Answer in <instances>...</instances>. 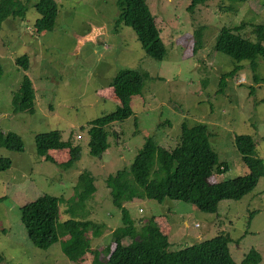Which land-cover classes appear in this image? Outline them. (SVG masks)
Returning a JSON list of instances; mask_svg holds the SVG:
<instances>
[{
	"label": "rangeland",
	"instance_id": "rangeland-1",
	"mask_svg": "<svg viewBox=\"0 0 264 264\" xmlns=\"http://www.w3.org/2000/svg\"><path fill=\"white\" fill-rule=\"evenodd\" d=\"M35 1H28L24 17L6 19L0 29V134L15 132L24 143L19 151L0 147V159L9 163L0 164V264H93L92 252L74 262L61 242L48 249L32 243L19 209L43 194L61 198L59 223L90 211L87 219L105 224L102 235L91 241L96 259L103 258L104 247L112 245V231L123 225L106 176L130 167L148 138L166 149L175 147L182 123L206 124L220 163H228L227 171L213 174V180L249 171L236 146L237 134L252 135L264 160V58L254 70L249 60L235 61L216 49L225 26L244 24L241 32L253 37L255 25L264 23V0H205L194 10L192 0H146L165 47L162 60L145 53L132 26L116 21L118 0H56L55 27L43 32L35 27L40 16ZM95 27L96 37L86 39ZM197 29L202 45L195 52ZM22 55L29 57L28 70L17 63ZM122 68L141 72L143 87L132 96L134 114L105 126L109 146L93 155L89 122L118 108L111 82ZM234 68L238 72L223 80ZM26 75L36 90L34 113L16 110L13 102ZM53 130L80 147L70 167L62 165L70 158L68 149L38 153L36 135ZM83 170L93 175L96 190L72 216L70 198ZM125 206L138 228L155 225L169 250L228 233L239 264L252 251L260 254L248 264H264V176L244 197L221 201L216 213L167 197L134 199Z\"/></svg>",
	"mask_w": 264,
	"mask_h": 264
},
{
	"label": "trees",
	"instance_id": "trees-1",
	"mask_svg": "<svg viewBox=\"0 0 264 264\" xmlns=\"http://www.w3.org/2000/svg\"><path fill=\"white\" fill-rule=\"evenodd\" d=\"M29 0H0V29L8 18L24 17L28 11ZM205 0H192L190 9L203 4ZM243 1V0H241ZM120 13L118 23L132 26L136 31L143 50L150 57L162 60L165 47L160 39L159 30L146 4V0H118ZM35 9L40 16L35 21L38 32L52 30L59 13L56 0H36ZM242 25L223 27L216 49L235 61L249 60L254 70L257 60L264 58V23L256 24L253 37L241 32ZM197 42L194 51L202 45L200 29L196 32ZM19 66L28 70L29 57H17ZM238 72L234 68L223 75V80ZM3 67L0 62V80ZM113 92L120 104L115 111L96 118L89 123V147L93 155L100 154L109 144L105 126L115 121H123L134 114L132 96L141 93L143 75L133 68H122L115 73L111 82ZM36 90L31 78L26 75L19 89L13 93L16 110L35 112ZM236 146L249 171L244 175L229 179L213 180L215 173H224L228 163H220L218 153L209 141L207 125L197 123L189 126L181 124L179 142L175 147L166 149L148 138L130 167L116 170L105 178L111 200L122 211L123 225L111 233V244L104 247V256L96 259L91 247L92 238L100 237L104 223H97L82 215L59 223L61 198L43 194L19 209L21 223L25 225L32 243L42 249H48L57 242L65 255L74 262H81L85 254H95L93 264H239L231 254L228 233H220L213 238L180 248L169 250V242L154 225L146 223L138 228L130 216L126 202L140 198L162 200L167 197L192 203L204 212L218 211L219 203L226 199H240L252 192L260 178L264 176V160L256 153V141L252 135L237 134ZM0 147L19 151L24 143L15 132L0 134ZM36 148L41 155L51 149H68L70 158L62 165L70 167L80 156V147L71 140H63L59 130L36 135ZM0 159L1 166H7L8 160ZM96 190L94 177L83 170L78 174L75 193L71 197L69 211L73 216L74 208L81 207ZM85 208V206H84ZM260 254L252 251L242 264L254 262ZM4 257L0 251V263Z\"/></svg>",
	"mask_w": 264,
	"mask_h": 264
},
{
	"label": "water",
	"instance_id": "water-1",
	"mask_svg": "<svg viewBox=\"0 0 264 264\" xmlns=\"http://www.w3.org/2000/svg\"><path fill=\"white\" fill-rule=\"evenodd\" d=\"M95 30H96V32H95ZM97 30H99V28H98V27H95V28H94V31H93V32H90L89 35L86 36L85 38H86V39H94V38L96 37L95 34H97V32H99V31H97Z\"/></svg>",
	"mask_w": 264,
	"mask_h": 264
},
{
	"label": "built area",
	"instance_id": "built-area-1",
	"mask_svg": "<svg viewBox=\"0 0 264 264\" xmlns=\"http://www.w3.org/2000/svg\"><path fill=\"white\" fill-rule=\"evenodd\" d=\"M79 137V136H78Z\"/></svg>",
	"mask_w": 264,
	"mask_h": 264
},
{
	"label": "crops",
	"instance_id": "crops-1",
	"mask_svg": "<svg viewBox=\"0 0 264 264\" xmlns=\"http://www.w3.org/2000/svg\"><path fill=\"white\" fill-rule=\"evenodd\" d=\"M105 29V28H104Z\"/></svg>",
	"mask_w": 264,
	"mask_h": 264
}]
</instances>
